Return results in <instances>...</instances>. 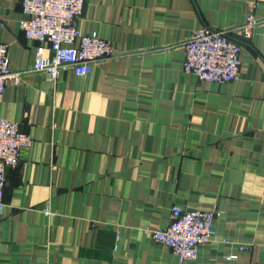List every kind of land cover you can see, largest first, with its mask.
Returning a JSON list of instances; mask_svg holds the SVG:
<instances>
[{
	"label": "crops",
	"instance_id": "crops-1",
	"mask_svg": "<svg viewBox=\"0 0 264 264\" xmlns=\"http://www.w3.org/2000/svg\"><path fill=\"white\" fill-rule=\"evenodd\" d=\"M21 1L0 0V43L21 72L0 117L32 144L6 170L0 262L180 264L146 231L178 205L220 211L185 264H264V0L250 37L229 34L241 64L224 83L183 71L184 40L241 25L253 0H85L80 32L115 54L55 82L28 70L36 42L18 28Z\"/></svg>",
	"mask_w": 264,
	"mask_h": 264
},
{
	"label": "built area",
	"instance_id": "built-area-1",
	"mask_svg": "<svg viewBox=\"0 0 264 264\" xmlns=\"http://www.w3.org/2000/svg\"><path fill=\"white\" fill-rule=\"evenodd\" d=\"M85 0H22V18L18 28L27 40L36 42L35 58L29 71L45 73L49 81H56L70 69L75 75L88 74L92 65L114 56L112 43L95 33H81L79 20ZM262 0H253L241 25L218 29L202 25L183 43V71L200 81L224 83L234 80L240 70L241 44L229 34L250 37L259 23L253 6ZM4 23L0 19V29ZM48 45V53L46 48ZM8 61V48L0 43V95L9 80L20 78ZM32 144L31 137L21 131L18 122L0 117V212L3 208V190L6 170L15 167L23 149ZM48 212V206L45 209ZM220 211L184 210L178 205L170 208V219L159 229L146 228L151 238L173 252L180 264L195 260L199 246L210 242L214 235L213 220ZM235 258L226 256L227 260ZM0 264H4L1 263Z\"/></svg>",
	"mask_w": 264,
	"mask_h": 264
}]
</instances>
